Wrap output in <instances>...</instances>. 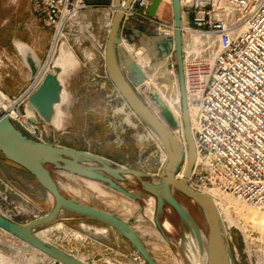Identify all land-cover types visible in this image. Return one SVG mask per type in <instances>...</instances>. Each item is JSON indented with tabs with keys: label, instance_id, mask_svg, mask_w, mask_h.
Masks as SVG:
<instances>
[{
	"label": "rangeland",
	"instance_id": "374dc122",
	"mask_svg": "<svg viewBox=\"0 0 264 264\" xmlns=\"http://www.w3.org/2000/svg\"><path fill=\"white\" fill-rule=\"evenodd\" d=\"M164 4L169 13L168 20L164 21L175 23L173 0H165ZM88 14L99 18L101 11L83 15L82 24L88 22ZM84 24L78 27L69 43L77 55L78 63L63 76L69 94L68 100L60 107L64 112L63 125H44L43 141L100 154L125 168L143 171L149 180L157 181L161 178L162 165L167 158L166 148L158 135L136 115L118 91L108 75L105 58L93 49ZM53 32V28L43 23L36 10L35 0H0V97L4 103L8 104L11 97L23 93L33 80L30 68L19 53L17 42L28 43L42 64L49 54ZM108 33L106 28L97 25L93 32L101 42L108 41ZM167 34L159 36L155 32H149L147 38L141 34L133 47L139 63L156 81L163 79L159 77L163 72L157 74L156 70L159 68L153 62L163 64L166 51L162 48L167 47ZM173 40L176 48L175 34ZM87 51L95 52L92 59L87 57ZM147 85V92L155 90L150 81H147ZM160 90L162 88L158 90L159 93ZM139 92L152 106L144 92L140 89ZM163 94L170 98V92ZM164 95H161L162 99L167 103ZM170 100L174 101L173 98ZM47 166L67 197L130 221L157 262L193 264L189 255V242L192 243L190 234L193 233L189 226L182 223L171 205H167L160 219L163 225L166 221L172 223L171 229L165 230L170 238L168 241L156 225L157 205H153L154 196L144 191L136 177L128 175L129 178L123 185L141 195L138 201L100 180L83 178L53 165ZM220 191L237 198L227 191ZM176 195L186 204L208 237V219L202 208L185 194L176 191ZM54 205V196L31 173L8 161L0 152L2 213L14 222L29 224L50 212ZM251 207L259 210L260 216L263 213L264 217V207ZM245 221H248V235L237 225H229L227 228L235 264H264V225L252 223L250 219ZM44 230L43 237L50 244L78 257L86 264H149L137 259L140 252L123 234L87 216L63 211L57 219L37 228L36 232L42 233ZM193 249L197 252L195 246ZM0 254L11 264H59L47 253L37 250L2 227Z\"/></svg>",
	"mask_w": 264,
	"mask_h": 264
},
{
	"label": "built area",
	"instance_id": "2783aa9c",
	"mask_svg": "<svg viewBox=\"0 0 264 264\" xmlns=\"http://www.w3.org/2000/svg\"><path fill=\"white\" fill-rule=\"evenodd\" d=\"M35 2L41 18L54 29L53 40L39 73L23 93L11 97L4 112L25 135L43 141L44 125H40L38 134L37 125L24 110L26 102L44 77L53 72L61 44L70 43L78 27L83 26L82 16L100 8L87 0ZM125 2L121 6L125 11L121 36L128 50L145 32L174 36L175 23L149 14L146 0H134L128 9ZM181 5L185 87L196 147L189 185L202 192L212 188L227 191L264 207V0H181ZM107 8L101 27L110 32L117 8L114 1ZM84 25L93 49L106 60L108 41L95 37V23ZM94 54L87 51L90 59ZM164 63L171 84L179 82L177 48H172ZM172 113L177 127L169 128L185 147V164L177 173L181 179L189 162L183 105ZM137 259L146 262L142 255Z\"/></svg>",
	"mask_w": 264,
	"mask_h": 264
},
{
	"label": "water",
	"instance_id": "95a60500",
	"mask_svg": "<svg viewBox=\"0 0 264 264\" xmlns=\"http://www.w3.org/2000/svg\"><path fill=\"white\" fill-rule=\"evenodd\" d=\"M134 0H126L124 7L130 8ZM164 0H153L148 8V13L157 15ZM123 0H114L117 8L113 18V25L109 32L107 42L106 65L109 77L113 80L118 91L122 94L129 106L136 115L143 120L155 132L164 148H166L168 158L164 166L161 178L151 181L143 171L125 168L108 158L95 154L87 150H78L73 147H65L58 144H51L39 141L25 135L16 124L11 121L8 114L0 111V152L10 162L28 170L39 181L50 194L55 198L53 209L42 218L21 224L14 222L0 213V228L2 227L14 236H17L31 244L39 251L47 253L61 264H85L75 256L54 245L43 241L36 235V230L57 219L63 211L89 217L96 221H101L111 228L123 234L144 257L149 264H161L150 254L141 235L137 232L130 221H126L116 215L101 208H96L88 204H83L74 198L67 197L60 190L58 181L53 178L52 171L47 165H53L57 169L74 173L81 177L102 181L110 188L130 196L134 200H140L141 195L124 187L120 182H125L128 175L136 177L142 184L144 191L156 198L157 214L156 225L161 233L169 241V236L165 231L160 216L164 213L167 205H171L181 218L183 224H187L190 231L196 236L200 246L207 254V264H235L232 246L229 241V232L226 229L220 208L210 195L202 191L194 190L189 185V178L193 171L196 158V147L192 142L190 133V122L188 119V99L185 87L184 62H183V34L181 26L183 24V6L181 0H173L174 20L176 25L177 55L179 63V77L181 78L184 106V119L189 137V163L184 172V178L179 179L177 173L182 169L185 157V147L180 140L172 134L169 126L177 127L168 105L156 90L147 92L148 75L139 62L135 60L130 50L127 49L121 36L122 21L125 16L124 9L121 8ZM167 47H163L165 56L174 47L173 37L166 39ZM25 45L20 49L18 44ZM69 43L63 42L59 49V54L53 63V72H49L43 79L39 87L31 94L26 102L24 110L30 120L37 125L36 131L40 133V125L56 126V119L60 117V107L65 103L64 95L67 93L66 82L62 80L64 68L56 61L62 55V49L69 48ZM19 53L22 54L27 66L31 70V80L39 73L41 62L30 45L25 41L17 42ZM139 89L150 100L151 105L139 92ZM160 115V116H159ZM58 126V125H57ZM176 191L185 194L198 204L208 219L209 236L204 240L202 231L197 219L193 216L186 204H183L176 195ZM237 227L244 231L241 223ZM260 264V263H257Z\"/></svg>",
	"mask_w": 264,
	"mask_h": 264
},
{
	"label": "bare ground",
	"instance_id": "6f19581e",
	"mask_svg": "<svg viewBox=\"0 0 264 264\" xmlns=\"http://www.w3.org/2000/svg\"><path fill=\"white\" fill-rule=\"evenodd\" d=\"M174 34H175V41H176V37H177L176 31L174 32ZM163 36H165V35H163ZM168 37H170V36L168 35ZM168 37L165 38V41ZM18 46L21 50L24 49V47H25V45L22 43H19ZM176 48H177V42H176ZM129 49H130V52L132 53L133 57L135 58V60L137 62H139L138 56L136 55V51L133 49V47L129 46ZM61 52H62V55L56 61V63L63 66V68H64L63 74L65 75V74H67V72L70 69L76 67V65L78 63V58H77L75 51H73L70 47L66 48V49H62ZM156 62H153L159 68L158 70H156V72H157V74L163 72L159 76V77H162L163 79L156 81L155 79H153L154 78L153 76L150 77L148 75V73L146 72L148 75V78H149L148 81H150V83L152 84V87L155 88L156 91H158L160 88H162V91L164 93L170 92V98L174 99L173 102H171L170 98L166 97L163 94V92L160 90L161 91L160 94L162 96L164 95L165 99L167 100L166 105H168V110H171L172 112L173 111H175V112L180 111L181 106H182L181 105L182 104V98H183L181 78H179V82L175 81L174 85L171 84V79H170V77L167 76V73L165 72L167 69V64L165 65L164 61L162 62L163 63L162 65H160L159 63H156ZM62 80H64L63 77H62ZM68 97H69V94L64 95V101L65 102L68 100ZM6 106H7V104L4 103L0 97V111L1 110L5 111ZM183 111H184V107H183ZM63 115H64V112L61 109L60 117L58 119H56V123L59 127H61L63 125ZM188 119L190 122V133H192V123H191V119H190V111L189 110H188ZM186 133H187V130H186ZM187 136H188V133H187ZM187 138H188V147H189V137H187ZM192 142L194 144L193 133H192ZM189 152H190V147H189ZM167 158H168V154H167ZM205 193L210 195L211 197H213V199L215 200V203H217V205L219 206L221 216L223 217L224 223L226 225V229L229 227V225L231 226V225H236L238 223H241L243 225L244 231L246 232V235H248V230L246 229L247 228L246 222H248V221H245V220L250 219V221L252 223H255V224L257 223L258 225H264V217H262L263 213L260 216V214L258 212L259 210L257 211L256 208L254 210L251 207V205H253V204H250V203L248 204L247 202H244L242 200L239 201V198H234L233 196H229L228 194H224L219 189H215V188H212V190L206 191ZM153 203L156 206L155 197H153ZM232 212H234L235 215H233ZM171 225H172L171 222L166 221L164 223L165 230H170ZM45 231L46 230H44L42 233L36 232V235H37V237H39L43 241L50 243L45 237H43ZM203 236H204V240L208 239V237L206 236L205 233L203 234ZM190 238L192 240V243L189 242V244H190L189 255H190L191 259L193 260V264H207L206 251L203 250L202 246H200V244H199V242H198V240L194 234H190ZM194 246L196 247L197 252L194 251V249H193ZM76 258L79 261L85 263L83 260L79 259L78 257H76ZM0 264H11V263H8V261L5 259L4 255L0 254Z\"/></svg>",
	"mask_w": 264,
	"mask_h": 264
},
{
	"label": "crops",
	"instance_id": "0c3cea01",
	"mask_svg": "<svg viewBox=\"0 0 264 264\" xmlns=\"http://www.w3.org/2000/svg\"><path fill=\"white\" fill-rule=\"evenodd\" d=\"M90 3H95L97 5H99V11H101V16H99V18H95L93 15H89L88 14V22H92L95 23V25L97 26H102L105 23V20L107 18V14H108V4L112 3L114 0H87ZM149 4L153 1V0H146ZM165 0L163 1L161 8L159 9L158 13H157V17L163 20H168L169 18V13L167 10V6H165ZM36 10L38 12V14L41 16V10L38 8V5L36 4ZM43 20V19H42ZM43 23L48 26V24L45 23V21L43 20ZM149 32H145L143 33L144 37H148Z\"/></svg>",
	"mask_w": 264,
	"mask_h": 264
},
{
	"label": "flooded vegetation",
	"instance_id": "af4514ba",
	"mask_svg": "<svg viewBox=\"0 0 264 264\" xmlns=\"http://www.w3.org/2000/svg\"><path fill=\"white\" fill-rule=\"evenodd\" d=\"M154 110H155V108L154 107H152ZM160 116V115H159ZM129 178V177H128ZM128 180V179H127ZM125 182H127V181H125ZM125 182H120L122 185L125 183ZM140 182V181H139ZM141 183V182H140ZM124 186V185H123ZM125 187V186H124ZM125 195V194H124ZM130 197V196H129ZM133 199V198H132ZM136 201H138V200H136ZM153 205H154V203H153Z\"/></svg>",
	"mask_w": 264,
	"mask_h": 264
},
{
	"label": "trees",
	"instance_id": "16d2710c",
	"mask_svg": "<svg viewBox=\"0 0 264 264\" xmlns=\"http://www.w3.org/2000/svg\"><path fill=\"white\" fill-rule=\"evenodd\" d=\"M3 154V153H2ZM9 161V160H8ZM12 163V162H11ZM14 163V162H13ZM15 164V163H14ZM17 165V164H16ZM17 166H19V165H17ZM21 167V166H20ZM21 168H23V167H21ZM24 169V168H23ZM25 170V169H24ZM27 172H29L28 170H26ZM30 173V172H29Z\"/></svg>",
	"mask_w": 264,
	"mask_h": 264
}]
</instances>
